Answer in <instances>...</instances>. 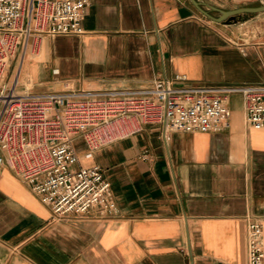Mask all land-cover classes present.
I'll use <instances>...</instances> for the list:
<instances>
[{
  "label": "crops",
  "instance_id": "1",
  "mask_svg": "<svg viewBox=\"0 0 264 264\" xmlns=\"http://www.w3.org/2000/svg\"><path fill=\"white\" fill-rule=\"evenodd\" d=\"M217 19L262 0H195ZM80 36L28 47L18 92L175 85H264V12L226 24L189 0H89ZM15 69V68H14ZM16 70V69H15ZM229 127L170 134L148 126L95 153L75 141L83 167H99L117 213L52 219L50 209L0 168V264H246V220L264 244V128L227 98Z\"/></svg>",
  "mask_w": 264,
  "mask_h": 264
},
{
  "label": "built area",
  "instance_id": "2",
  "mask_svg": "<svg viewBox=\"0 0 264 264\" xmlns=\"http://www.w3.org/2000/svg\"><path fill=\"white\" fill-rule=\"evenodd\" d=\"M88 4L0 0V168L26 185L57 221L117 213L105 173L80 165L75 141L95 153L148 126L158 127L165 139L178 131L220 132L230 125L227 98L234 94L243 98L245 123L264 128V85H175L183 80L177 76L141 88L18 92L27 48L43 38L82 35ZM245 229L246 264H264L259 219L248 217Z\"/></svg>",
  "mask_w": 264,
  "mask_h": 264
},
{
  "label": "water",
  "instance_id": "3",
  "mask_svg": "<svg viewBox=\"0 0 264 264\" xmlns=\"http://www.w3.org/2000/svg\"><path fill=\"white\" fill-rule=\"evenodd\" d=\"M189 1L195 6V8L203 16L210 17L219 23L221 22H224L226 24L236 23L240 15L251 16V14H258L264 12V0H262L261 5L259 6L251 7V8H239V9H235L234 11L221 12L220 18L215 19L211 17L207 11H204L198 2H196L195 0H189Z\"/></svg>",
  "mask_w": 264,
  "mask_h": 264
},
{
  "label": "rangeland",
  "instance_id": "4",
  "mask_svg": "<svg viewBox=\"0 0 264 264\" xmlns=\"http://www.w3.org/2000/svg\"><path fill=\"white\" fill-rule=\"evenodd\" d=\"M261 5V4H260Z\"/></svg>",
  "mask_w": 264,
  "mask_h": 264
}]
</instances>
